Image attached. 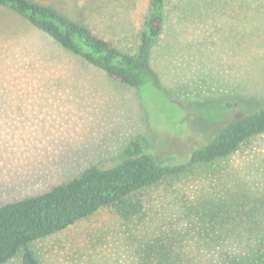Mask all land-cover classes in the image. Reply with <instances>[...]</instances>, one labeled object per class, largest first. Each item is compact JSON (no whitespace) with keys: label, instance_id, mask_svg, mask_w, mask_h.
<instances>
[{"label":"rangeland","instance_id":"rangeland-1","mask_svg":"<svg viewBox=\"0 0 264 264\" xmlns=\"http://www.w3.org/2000/svg\"><path fill=\"white\" fill-rule=\"evenodd\" d=\"M31 1L129 53L149 10V0ZM151 64L159 88L124 89L0 8V207L114 166L135 138L161 165L186 163L228 121L263 107L264 0H167ZM134 199L144 209L131 221L105 207L30 248L41 264H140L144 241L169 233L184 235L195 263L213 251L221 264H262L264 134Z\"/></svg>","mask_w":264,"mask_h":264},{"label":"trees","instance_id":"trees-1","mask_svg":"<svg viewBox=\"0 0 264 264\" xmlns=\"http://www.w3.org/2000/svg\"><path fill=\"white\" fill-rule=\"evenodd\" d=\"M166 4L167 0H149L140 43L134 53H129L47 4L0 0V8L25 19L64 51L140 93L147 84L158 88L161 85L151 65L150 53L165 31ZM262 134L264 106L228 121L217 138L193 152L186 163L171 160L168 165H161L145 150L141 139H132L115 159L114 166H91L44 194L1 206L0 264L19 255L22 264H41L31 250V244L65 231L105 207H114L122 220L131 221L144 209L143 203L134 199L137 193L180 175L192 166L228 158L247 141ZM158 235V239L145 240L138 249L140 264H198L183 248L180 238L184 235L179 236L178 243L175 235ZM205 256V264H221L215 252L209 251Z\"/></svg>","mask_w":264,"mask_h":264},{"label":"crops","instance_id":"crops-1","mask_svg":"<svg viewBox=\"0 0 264 264\" xmlns=\"http://www.w3.org/2000/svg\"><path fill=\"white\" fill-rule=\"evenodd\" d=\"M162 36H163V35H162ZM162 36H161V37H162ZM161 37H160V38H161ZM160 38H159V39H160ZM159 39H158V40H159ZM158 40H157V41H158ZM155 43H156V42H155ZM155 43H154V44H155ZM150 61H151V53H150ZM151 65H152V64H151ZM111 80H112V79H111ZM113 81H114V80H113ZM115 82L122 84L121 82H118V81H115ZM123 85H124V84H123ZM124 86H126V88L124 87V89L130 88V87L127 86V85H124ZM130 89L132 90V88H130Z\"/></svg>","mask_w":264,"mask_h":264}]
</instances>
